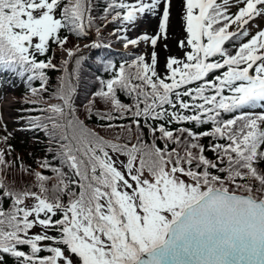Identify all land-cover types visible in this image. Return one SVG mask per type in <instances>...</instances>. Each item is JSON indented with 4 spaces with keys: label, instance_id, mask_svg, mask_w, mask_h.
<instances>
[{
    "label": "snow or ice",
    "instance_id": "6c2138e0",
    "mask_svg": "<svg viewBox=\"0 0 264 264\" xmlns=\"http://www.w3.org/2000/svg\"><path fill=\"white\" fill-rule=\"evenodd\" d=\"M172 7L0 0V71L38 113L15 122L54 151L34 168L0 115V264H264V0H181V54L158 71ZM110 25L125 50L152 51L106 59ZM88 49L106 75L78 102Z\"/></svg>",
    "mask_w": 264,
    "mask_h": 264
},
{
    "label": "trees",
    "instance_id": "16d2710c",
    "mask_svg": "<svg viewBox=\"0 0 264 264\" xmlns=\"http://www.w3.org/2000/svg\"><path fill=\"white\" fill-rule=\"evenodd\" d=\"M112 27H115V25H110L104 35L105 42L110 43L111 47L103 48L100 51H102L105 54L106 59H111L118 65L121 59H125V60L129 59V56L126 54V51L127 53H133V52L122 49L124 46L122 43H117L112 37L107 35V33L111 31ZM92 36H94V31L92 32ZM80 43L87 44L88 40L81 39ZM116 45H120L121 49H117ZM90 52L93 53L92 57H89ZM95 53L96 50H92V49L82 50V54L85 55L86 61L82 63V67L79 72V80H78L79 95L77 97L78 102L84 99L85 92L87 89L95 90V88L98 87V81H95L93 79L94 76L106 75V70L104 66L102 64L95 62L94 59ZM48 74L53 78H55L56 76V73L54 71H49ZM18 78L21 79L20 77ZM38 83L39 81L33 82V84H38ZM26 87H27L26 84H24L22 87V91H21L22 96H25ZM44 95L47 96L48 93H45ZM120 99L124 100L125 102H128V98L123 96V94H120ZM33 107L34 105L32 104H26L25 110L27 116L38 114L35 112L27 111L28 109H32ZM97 107L102 108L103 105L98 104ZM257 107L258 106H256V108L254 109L246 108L245 111H259L257 110ZM80 118L81 119L85 118L83 113L80 114ZM85 122L90 127L98 126V124L100 123L99 121H97L95 115H92L91 118L87 119ZM34 137H38L39 138L38 141L34 139ZM26 138L28 139L27 142H25L22 145L14 141H12V144L15 146L16 151L19 152L20 155L24 158L25 162L31 163L34 168L38 167L35 163H33V160L36 156L48 155L50 157L51 155L54 154V151L52 153L47 152L48 137L42 131L33 132L27 130ZM52 147L53 149H55V144H53ZM2 174L3 173L0 172V175ZM48 174L51 175L50 172ZM17 179H19V176H17Z\"/></svg>",
    "mask_w": 264,
    "mask_h": 264
},
{
    "label": "rangeland",
    "instance_id": "374dc122",
    "mask_svg": "<svg viewBox=\"0 0 264 264\" xmlns=\"http://www.w3.org/2000/svg\"><path fill=\"white\" fill-rule=\"evenodd\" d=\"M234 11H235V8H234ZM149 19H152V17H149ZM171 23L174 24V26L170 24L169 29L174 28L177 30V32H172L168 30V39L166 41L161 39L159 43L156 45V51L158 52V64H157L158 71L163 70V64L167 56V54H164L165 58L164 57L162 59L160 58V55H161L160 50L162 49V47H164L165 43L168 46L167 48L169 52H172L175 55L181 54L177 41L182 38L183 29L181 27V20L175 12H173L172 14ZM255 23L260 24V26H264V20H257L255 21ZM154 24H151L150 22L143 20L138 24L135 30L130 29L128 32V35L130 37L134 36L144 29L151 31L154 28L153 26ZM248 27L251 29H255L253 27V24H249ZM129 47L135 50L136 52L143 51L145 53H150L152 51V46L150 44L145 45L141 43L138 48L136 46H129ZM15 91H16L15 86L12 83L0 85V115H2L3 119L7 121L9 127L13 128L18 134H20L19 132L20 127L15 122L16 117L19 116V103H18V100H16L14 97Z\"/></svg>",
    "mask_w": 264,
    "mask_h": 264
},
{
    "label": "bare ground",
    "instance_id": "6f19581e",
    "mask_svg": "<svg viewBox=\"0 0 264 264\" xmlns=\"http://www.w3.org/2000/svg\"><path fill=\"white\" fill-rule=\"evenodd\" d=\"M180 1L181 0H172V5H173V7H172V14H173V12H175L178 16H179V13H180V7H181V3H180ZM145 21H147V22H150L151 24H154V27L156 26V24H157V20L156 19H154V18H152V19H149V17L148 18H146L145 19ZM172 24V23H171ZM173 26H174V24H172ZM176 27V26H175ZM168 30L169 31H172V32H177V30L176 29H174V28H171V29H169L168 28ZM161 51V55H160V58L162 59L163 57L165 58V55L164 54H167V55H171V54H174V53H172V52H169L168 51V48H165V47H162V49L160 50Z\"/></svg>",
    "mask_w": 264,
    "mask_h": 264
}]
</instances>
